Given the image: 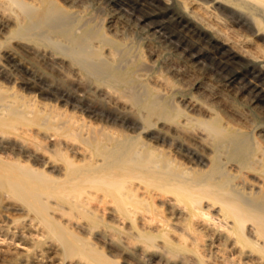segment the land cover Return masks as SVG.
<instances>
[{
    "label": "bare ground",
    "instance_id": "6f19581e",
    "mask_svg": "<svg viewBox=\"0 0 264 264\" xmlns=\"http://www.w3.org/2000/svg\"><path fill=\"white\" fill-rule=\"evenodd\" d=\"M153 1L199 51L92 25L93 0H0L15 53L109 114L19 124L35 95H0V264H264V111L198 63L212 45L264 77V0Z\"/></svg>",
    "mask_w": 264,
    "mask_h": 264
},
{
    "label": "rangeland",
    "instance_id": "374dc122",
    "mask_svg": "<svg viewBox=\"0 0 264 264\" xmlns=\"http://www.w3.org/2000/svg\"><path fill=\"white\" fill-rule=\"evenodd\" d=\"M155 5L159 6L160 4H156V1L153 0H93L91 16L94 20L91 23L98 26L103 21L98 16H103L104 11L110 9L112 13L128 19L132 24L141 26L149 30V32H153L154 35H160L165 43L167 42L170 47L179 49L181 53H195L199 51L201 45L196 42L197 37H194L195 39L192 40L185 35H180L177 31L178 28L168 22L171 21L169 15L149 14L152 13V10L161 13L162 8L160 7L162 5L158 8ZM90 26L88 29L91 28ZM0 38V95L10 94V99H14V96L19 98L17 95H23L28 92L34 94V98H36L35 105L26 110L24 109L23 114L19 113V116L16 115V120L19 124L35 125L41 122V119H44L45 115L49 112L55 115L56 122L62 120H66L64 122H67L69 119V122H74L77 125L80 122L92 124L93 126L96 124L100 125L101 123L107 124L109 114L106 110L102 111V118L96 119V116L94 117L92 113L86 110V107L92 106L93 103L87 99L80 98L73 86L65 84L60 76L34 59L22 53H15V47L8 38ZM138 40L140 39L136 35L134 44H132L133 47L136 46ZM207 46V49L212 51L200 52L201 56L198 59V63L202 67H206L217 81H225L228 75L233 73L235 69L241 71L234 74L236 78L231 82V86L238 92L246 89L245 95L253 98L259 104L257 106L258 110L264 111V90H260L259 88H264V77L259 75L256 68L248 64L243 58H232L226 53H218V49L211 47L212 45ZM184 49H187V51L184 52ZM131 50H123L122 59L126 58L129 53L135 55V60L139 59V51L136 48L133 49L135 52ZM38 101L45 102L46 104L43 105L38 103ZM39 110L43 112H39ZM23 116L26 118L22 119ZM253 119L258 123L264 124V116L253 115Z\"/></svg>",
    "mask_w": 264,
    "mask_h": 264
}]
</instances>
